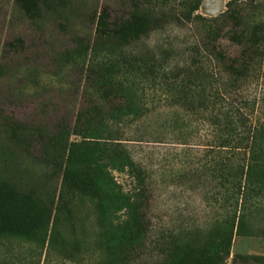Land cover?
Instances as JSON below:
<instances>
[{
  "label": "trees",
  "instance_id": "obj_1",
  "mask_svg": "<svg viewBox=\"0 0 264 264\" xmlns=\"http://www.w3.org/2000/svg\"><path fill=\"white\" fill-rule=\"evenodd\" d=\"M109 1L92 0L73 18L64 13L67 0H11L10 26L18 30L0 48V97L9 113L32 103L33 110L27 120L0 117V127L30 177L0 184V236L47 224L49 248L61 228L72 231L77 222L101 227L108 187L75 161V149L95 145L89 136L105 130L109 138L98 146L106 159L125 162L134 188L122 196L120 185L111 183L130 216L115 227L120 243L104 244L97 264H131L150 238L153 165L129 146L143 143L169 147L161 161L188 160L181 167L209 184L210 202L220 201L221 214L205 233L216 226L228 231L214 257L191 242L200 229L155 235L157 254L147 264H226L233 236L251 230L264 210V0H229L213 17L198 13L202 0H116L118 10ZM166 29L181 34L148 41ZM143 39L142 48L134 47ZM19 57L35 62L32 71L11 72L9 63ZM27 78L33 86L26 91L20 86ZM131 126L143 134L126 132ZM72 129L86 141L61 154ZM25 198L44 217L9 223L8 215L22 214ZM82 208L89 211L84 218ZM239 260L249 264L251 258L232 254L231 264Z\"/></svg>",
  "mask_w": 264,
  "mask_h": 264
},
{
  "label": "rangeland",
  "instance_id": "obj_2",
  "mask_svg": "<svg viewBox=\"0 0 264 264\" xmlns=\"http://www.w3.org/2000/svg\"><path fill=\"white\" fill-rule=\"evenodd\" d=\"M92 0H67V7L64 10L66 15L70 14L76 18V14L87 9L92 3ZM229 0H202L198 13L205 17L216 16L226 9V4ZM109 4L114 9H120L116 0H110ZM12 16L11 0H0V48L6 37L10 38L18 30L17 24L10 26ZM75 20V19H73ZM20 23V22H17ZM19 25V24H18ZM181 34L179 30L166 29L157 34L149 36V42L154 43L156 39L164 36H176ZM146 39L138 42L134 47L142 48L141 44ZM35 62L32 60L25 61L16 58L10 62L12 67L11 72L24 74V70L28 68V72L32 71V65ZM27 73V72H26ZM25 73V74H26ZM31 73V72H30ZM33 73V72H32ZM24 83L20 86L29 90L33 86L31 79H24ZM20 87L18 89H20ZM19 98L13 97L12 101H17ZM49 99V98H48ZM54 101H59L55 99ZM36 102V101H35ZM61 106L65 103L59 101ZM33 104V103H32ZM26 104L24 108L17 110L4 111V96L0 97V117L7 118L11 116L10 122L19 120H27L32 114L33 105ZM24 109V110H23ZM21 110H23L21 112ZM126 132H134L137 130V136L143 134V130L139 127H129ZM9 132V131H8ZM105 130L91 134L89 137L94 138L89 140L90 145L87 148L75 149V161L82 165H88L92 169L90 175L94 176L99 183L106 185L108 188L107 198L104 202V208L100 213L99 225L88 222H77L74 230L66 232L59 230L55 235V240L52 246L48 248V237L50 235L51 225H44L42 228H30L19 235L0 236V264H97L98 259L102 256L99 250L104 244L116 246L120 243V239L115 237V227L126 221L129 214V206L127 201L121 200L120 196L116 197L111 194V183L119 184L122 191V196L130 194L134 188L133 179L130 177L125 162L121 160L110 161L106 159V154L102 153L103 149L98 145L109 138ZM10 133L16 135L14 130ZM135 133V132H134ZM73 129L67 131L62 142V149L66 152L67 145L72 143L79 144L86 141L80 136L74 135ZM134 144V143H133ZM66 145V146H65ZM64 146V147H63ZM135 153H141L145 162L152 164L151 180L153 183V197L149 210V215L152 219L150 238L142 241L139 248L132 258L131 264H147L150 262L151 256L157 254V245H153L155 235L166 236L170 232L179 234L182 232H191L200 229L204 231L201 235L194 232L196 235L191 242L197 243L206 257H214L222 251L223 239L227 237L228 231L220 226L211 229L210 234L207 231L213 218L221 214L219 209L220 201L216 204L209 201V195L206 193V188L209 187L207 182H201L187 174L188 168H183L188 160L180 155L176 160L167 158V161H161L160 154L166 153L164 149L169 148L163 145L156 144H138L129 145ZM58 150L48 149V154L51 158L59 159L56 154ZM141 154H138L142 156ZM66 153H64L65 159ZM23 156L20 155L17 148L8 141V135L0 127V184H13L18 179H29V173L19 168L23 163ZM159 158V159H158ZM181 163L182 165H177ZM151 165V166H152ZM173 170V174L169 171ZM24 171V172H22ZM22 214L8 215L7 221L11 224H17L20 221L27 223L32 222L41 215L39 208L35 207L33 200L25 198L22 205ZM88 209L82 208V218L87 214ZM92 213V212H91ZM92 215V214H90ZM253 228L245 227L238 236H233L231 243V256L226 264H231L232 254L239 256H250L249 264H264V210L256 214ZM62 227V226H61ZM94 230L92 234L89 232ZM207 236V238H206ZM99 240L98 245H94V240ZM164 241V240H162ZM156 248V249H155ZM242 261H237L236 264H243Z\"/></svg>",
  "mask_w": 264,
  "mask_h": 264
}]
</instances>
